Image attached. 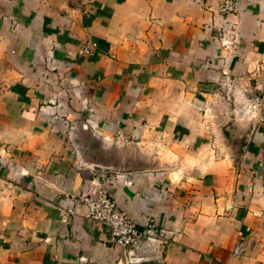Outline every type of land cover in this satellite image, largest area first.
Masks as SVG:
<instances>
[{"label": "crops", "instance_id": "1", "mask_svg": "<svg viewBox=\"0 0 264 264\" xmlns=\"http://www.w3.org/2000/svg\"><path fill=\"white\" fill-rule=\"evenodd\" d=\"M222 1L0 0V264H264V0Z\"/></svg>", "mask_w": 264, "mask_h": 264}, {"label": "built area", "instance_id": "2", "mask_svg": "<svg viewBox=\"0 0 264 264\" xmlns=\"http://www.w3.org/2000/svg\"><path fill=\"white\" fill-rule=\"evenodd\" d=\"M245 0H223L220 4L219 12L223 17L229 18L236 15ZM92 44L91 47H96ZM86 54L90 49L85 50ZM264 107V93L262 96ZM264 126V117L261 120ZM79 203L87 208V218L99 225L105 226L111 231L112 241L122 249H130L136 246L138 241L145 236L133 222L110 198L104 189H99L93 194L79 198ZM68 213L75 214L74 209H69ZM244 246L238 245L233 252L234 257L244 254Z\"/></svg>", "mask_w": 264, "mask_h": 264}]
</instances>
